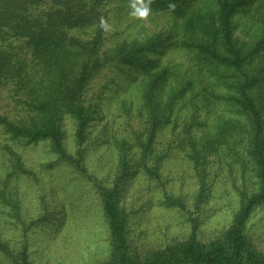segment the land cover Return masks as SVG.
I'll return each instance as SVG.
<instances>
[{
	"label": "trees",
	"instance_id": "1",
	"mask_svg": "<svg viewBox=\"0 0 264 264\" xmlns=\"http://www.w3.org/2000/svg\"><path fill=\"white\" fill-rule=\"evenodd\" d=\"M115 1L0 0V152L7 158L3 185L10 177L34 175L15 146L46 141L100 200L110 232V257L103 264H264V252L246 230L253 209L264 200V51L262 68H248L252 54L264 45V14L257 26L261 39L246 52L247 43L235 34L234 17L254 0H139L137 6L134 0H121L132 2L128 10L137 16L162 10L167 24L144 39L114 34L107 45ZM171 45L182 47L186 58L162 65L159 55ZM108 67L122 72L137 68L123 81L125 87H134L135 100H119V110L141 119L144 132L142 141L137 136L140 159L118 147L111 186L89 171L85 158L88 127L96 114L88 91ZM67 119L73 128L72 146L66 139ZM168 125L172 140L162 153L155 151V139ZM170 149L194 167L196 201L207 197L212 156L224 155L220 163L229 167L235 163L242 178L240 185H233L236 208L214 238L198 239L193 220L188 236L141 256L130 250L129 212L120 201L121 186L137 166L163 185L159 164ZM219 174L215 170L214 177ZM0 198L20 218L18 201L7 198L3 189ZM162 202L186 208L184 196L166 190ZM49 218L43 207L28 225L22 220L24 235L28 226ZM0 252L8 264H31L26 242L12 248L0 235Z\"/></svg>",
	"mask_w": 264,
	"mask_h": 264
},
{
	"label": "rangeland",
	"instance_id": "2",
	"mask_svg": "<svg viewBox=\"0 0 264 264\" xmlns=\"http://www.w3.org/2000/svg\"><path fill=\"white\" fill-rule=\"evenodd\" d=\"M134 4L139 5V0H134ZM131 6L132 2L125 5L121 4V0L111 5L107 45L114 34L144 39L153 31L165 28L167 17L162 10L137 16L128 10ZM263 14L264 0H254L246 12L234 17L235 34L247 43L246 52L253 51V43L261 39L262 34L257 31V26ZM263 51L264 45L252 54L249 69L258 71L262 68ZM185 58L184 49L173 45L159 55L162 65L181 63ZM136 72L135 67H127L124 72L108 67L99 74L88 91V97L96 106V114L90 122L85 140L86 164L89 171L98 179L105 180L103 182L108 186L113 184L116 176L119 146L126 149L127 155L132 158L141 157L137 136L141 141L144 138L141 136L144 132H140L142 120L123 115L119 110V100H135L134 87H125L123 81L133 77ZM123 91L124 94H121ZM170 127L168 125L160 130L155 139V151L162 153L168 147V140H172L174 135ZM65 128L66 139L72 146L73 128L68 119ZM2 140L0 133V142ZM15 150L20 152L22 161L34 171V175L10 177L3 185L1 179L6 174L7 158L0 152V190L3 189L7 198L18 201L20 214V218H14L10 207L0 198L1 237L12 248L26 242L31 264H103L108 260L110 232L100 200L91 185L85 184L67 164L60 162L46 141L22 148L15 146ZM220 157L214 155L208 163L213 165L208 168V194L199 201L195 198L196 171L177 149L165 151L160 161L163 185L149 178L144 168L136 167L122 184L120 192L121 204L129 212L128 236L132 252L142 256L185 238L192 229L193 220L198 239L208 241L219 234L236 208L237 197L233 185L242 183L237 165L231 163V167L226 166L224 162L220 163L224 160ZM147 163H152L149 157ZM215 170L220 172L218 177H214ZM164 190L184 196L186 208L181 210L163 203ZM43 207L50 213L49 220L28 226L29 230L24 235L22 220L28 225L39 217ZM246 230L254 246L264 252V200L253 209ZM0 264H8L2 252Z\"/></svg>",
	"mask_w": 264,
	"mask_h": 264
},
{
	"label": "water",
	"instance_id": "3",
	"mask_svg": "<svg viewBox=\"0 0 264 264\" xmlns=\"http://www.w3.org/2000/svg\"><path fill=\"white\" fill-rule=\"evenodd\" d=\"M164 264H210V263H178V262H171V263H164Z\"/></svg>",
	"mask_w": 264,
	"mask_h": 264
}]
</instances>
